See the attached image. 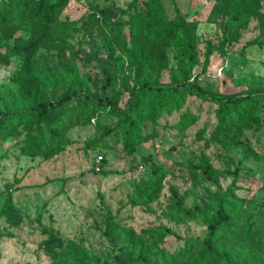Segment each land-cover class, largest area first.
<instances>
[{
  "label": "rangeland",
  "instance_id": "374dc122",
  "mask_svg": "<svg viewBox=\"0 0 264 264\" xmlns=\"http://www.w3.org/2000/svg\"><path fill=\"white\" fill-rule=\"evenodd\" d=\"M0 5L10 11L8 25L0 22V111L32 103V71L40 75L48 102L71 92L73 75L95 98L118 92L119 104L128 101L138 74L163 87L198 76L201 87L213 93L264 89V0H68L56 13L55 45L41 47L33 62L28 49L8 50L16 43L32 47L39 39L44 24L39 0H0ZM177 14L190 22L198 47L199 64L193 67L183 62L190 51ZM229 18L235 23L224 37ZM112 25L123 26L134 60L110 31ZM134 27L147 29L148 35L136 40ZM224 39L203 74L208 43L219 46ZM142 50L148 57L140 67ZM104 68L114 76L109 86ZM84 98L57 109L66 119L54 129L74 140L56 155L41 153L38 136L28 139L25 124L7 136L0 133V264H52L43 226L65 241L56 250L65 264L73 257L91 264L92 256H114L108 236L124 247L120 262L113 264H192V253H184L186 238L203 240L208 232L196 208H210L216 216V196H226L241 215L239 238L223 233L217 250L239 257L237 264L264 258L259 239L264 235V99L258 100L252 121L223 132L218 104L211 99L188 92L185 104L171 114L149 105L139 123L142 142L128 153L118 118ZM184 113L194 119L182 129L178 122ZM8 196L14 208L2 211ZM180 204L192 215L178 209ZM107 208L114 215L109 222Z\"/></svg>",
  "mask_w": 264,
  "mask_h": 264
},
{
  "label": "trees",
  "instance_id": "16d2710c",
  "mask_svg": "<svg viewBox=\"0 0 264 264\" xmlns=\"http://www.w3.org/2000/svg\"><path fill=\"white\" fill-rule=\"evenodd\" d=\"M68 0H39V8L43 20V31L39 36V39L32 47L19 48L16 43L13 48L9 49V52L17 51L18 53H25L28 51V58L30 62H33L34 56L39 52V49L43 46L55 45V40L52 37L53 30L56 24V13L62 8L63 4ZM227 2V1H226ZM9 8L5 5H0V22L8 25L7 17L9 15ZM178 21L177 26L182 30L183 34L187 38V47L189 54L183 62L190 67L199 64L198 47L189 32V21L182 15L177 14ZM235 23L233 18H229L225 22L224 37L231 29L232 24ZM110 31L119 40L123 51L130 60H134L133 52L127 48V35L124 32L122 25L109 26ZM161 27L158 25L157 29L152 34V39L157 41ZM134 37L136 40H140V37L148 35L147 29H141L134 27ZM141 44V42H140ZM225 44L223 42L217 46L212 42H209L206 49V57L202 68V73H207L210 65V57L213 50L220 49ZM144 45V44H143ZM147 53L142 50L140 53V67H142L147 59ZM182 62V63H183ZM144 68V67H143ZM107 81L106 86L110 85V82L114 79L112 73L108 72L104 68ZM138 74V82L135 85L134 90L130 92L129 99L124 104H119V93L113 94L112 98H95L94 95H90L86 88L78 83V76L73 75L71 80L73 86L71 92L66 93L56 101L48 102L44 98L43 87L41 85V78L38 72L32 71V76L36 82V90L32 99V103L25 108H16L14 106L5 107L0 111V133L7 136L9 132L16 131V126L25 124L27 128V137L32 139L34 135L39 138L38 149L49 156L58 154L63 147L74 139L66 133H58L55 130V125H61L65 122L64 112H58V108L62 107L67 102L79 98L84 101V96H89L93 100H96L103 106L108 108L111 115L116 116L119 120V125L123 126L126 131V144L125 148L128 153H133L136 146L142 142L139 134V123L142 120L144 109L150 105V110H158L159 112H166L171 114L175 110H179L186 102L187 93H193L199 95L204 99H211L218 104L217 113L220 117L219 129L220 132L231 129L235 125H241L245 120L252 121L250 118L252 114H258V100L264 99V89L256 93H237V94H223L208 92L198 82V76L195 77L194 82H183L180 85L163 87L159 84H151L147 81H142ZM95 116V111L91 112L90 118ZM247 116L249 118H247ZM194 116L190 113L182 114L178 125L180 128H187L193 121ZM49 147L47 150H43L42 145ZM160 169V168H159ZM205 171L208 172L207 176L212 179L213 175L209 172V167L205 165ZM101 203L104 205L105 201L103 195L100 193ZM216 216L212 217L210 214V208L199 211L203 222L208 228L206 238L203 240L196 238H186L185 254L192 253V264H237L239 257L232 258L229 252L224 250H217V240L222 234H227L232 240L239 238V231L241 229V215L240 211H235L233 206L227 201L226 196H216L214 198ZM14 208L11 202V196H8L6 202L2 208V211H7ZM178 209L191 216V210L182 208L181 204L178 205ZM114 215L111 209L107 208V222L112 220ZM41 223V220L38 219ZM110 229H107L104 233L109 235ZM165 231L176 235L181 238L172 229L165 228ZM42 232L48 238L45 243L49 244V254L53 259L52 264H65V256L62 253H57V248L63 247L65 241L53 231H50L46 226L42 227ZM261 237V238H260ZM261 241L264 240V235L260 236ZM110 241L115 246V255L108 258L99 259L98 256H92L90 259L91 264H113L120 262V252L124 250V247L114 238L108 236ZM263 247V243L260 244ZM194 250H199L193 253ZM213 257V258H211ZM165 259V256H161ZM250 264H264V258L251 257ZM146 262V261H145ZM69 264H79L77 258L73 257ZM83 264V263H81Z\"/></svg>",
  "mask_w": 264,
  "mask_h": 264
}]
</instances>
